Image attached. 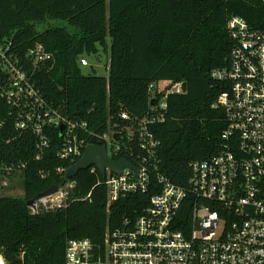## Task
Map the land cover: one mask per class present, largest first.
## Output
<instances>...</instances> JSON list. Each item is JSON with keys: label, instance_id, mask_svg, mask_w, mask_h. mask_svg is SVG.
Segmentation results:
<instances>
[{"label": "trees", "instance_id": "16d2710c", "mask_svg": "<svg viewBox=\"0 0 264 264\" xmlns=\"http://www.w3.org/2000/svg\"><path fill=\"white\" fill-rule=\"evenodd\" d=\"M257 8L251 0H0V169L21 170L25 177L24 197L0 196V264H65L70 239L103 244L108 225L137 216L153 195H127L108 207L105 176L89 168L75 178L65 205L34 212L28 201L61 185L65 174L58 169L80 158L60 157L64 137L58 126L47 129L48 147L36 157L37 135L16 127L20 108L3 96L10 87L9 61L31 70V48L42 44L52 53L34 73L37 86L63 117L87 123L79 136L88 144H103L92 133L109 131L126 141L133 121L122 119V112L142 119L151 110V84L186 82V93L168 95L166 119L153 128L160 140L158 171L186 187L191 164L223 148L225 114L214 106L222 85L211 73L230 61L228 20H252ZM108 37L109 76L94 67L85 75L79 58L108 49Z\"/></svg>", "mask_w": 264, "mask_h": 264}, {"label": "built area", "instance_id": "2783aa9c", "mask_svg": "<svg viewBox=\"0 0 264 264\" xmlns=\"http://www.w3.org/2000/svg\"><path fill=\"white\" fill-rule=\"evenodd\" d=\"M251 1L257 3L258 15L252 20L239 15L229 18L227 29L234 41L230 61L211 73L222 85L214 106L225 114L223 148L191 164L186 187L161 174L155 164L160 140L153 128L166 119L168 95L184 93L183 82L151 84V98L157 102L146 116L132 120L127 112L121 114L122 119L133 121L126 127V141L115 139L113 131L92 135L104 142L101 145L109 156L119 160L115 157L125 154L129 158H122L135 167L121 173L107 169L108 207L127 195L150 191L153 195L140 214L125 217L117 226L108 225L103 244L95 246L89 238L70 239L65 264H264V0ZM26 58L31 70L19 66V60L8 62L10 87L3 91L20 108L16 127L37 135L39 159L48 147L47 129L64 124L59 155L81 158L89 144L79 132L87 129V123L69 120L53 109L34 78L52 53L37 44ZM79 64L94 67L84 55ZM58 173L65 174L66 169L59 168ZM74 186L75 179L69 180L32 210L62 207ZM186 206L187 217L181 214Z\"/></svg>", "mask_w": 264, "mask_h": 264}, {"label": "water", "instance_id": "95a60500", "mask_svg": "<svg viewBox=\"0 0 264 264\" xmlns=\"http://www.w3.org/2000/svg\"><path fill=\"white\" fill-rule=\"evenodd\" d=\"M183 92L187 91V83L183 82L182 84ZM157 102L156 99H152L150 104L151 106L155 105ZM65 128L64 124H61L60 129L63 133ZM114 138L117 139L118 135L115 134ZM97 167L103 176H106L107 169H110L112 173H121L125 168H129L134 170V165L128 161L126 158H121L119 160H115L108 154V150L105 146L99 144H89L82 154L81 158L72 166L66 169L64 180L61 185H52L46 191L38 194L35 198L28 201V205L31 208H35L36 205L44 200L49 199L54 194L58 193L60 188L65 186V184L70 180H74L77 175L90 167Z\"/></svg>", "mask_w": 264, "mask_h": 264}, {"label": "rangeland", "instance_id": "374dc122", "mask_svg": "<svg viewBox=\"0 0 264 264\" xmlns=\"http://www.w3.org/2000/svg\"><path fill=\"white\" fill-rule=\"evenodd\" d=\"M108 49L100 48L96 55L89 56V60L94 65L96 73L99 76L108 77L110 73L109 60L111 39L107 38ZM85 75L93 74L92 66L82 67ZM24 173L21 170L15 172H6L5 169H0V196L7 197H24Z\"/></svg>", "mask_w": 264, "mask_h": 264}, {"label": "crops", "instance_id": "0c3cea01", "mask_svg": "<svg viewBox=\"0 0 264 264\" xmlns=\"http://www.w3.org/2000/svg\"><path fill=\"white\" fill-rule=\"evenodd\" d=\"M3 258V257H2ZM4 260V259H3ZM4 264H5V262H4Z\"/></svg>", "mask_w": 264, "mask_h": 264}]
</instances>
